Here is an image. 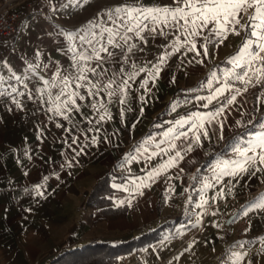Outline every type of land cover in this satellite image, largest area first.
<instances>
[{"label":"crops","instance_id":"0c3cea01","mask_svg":"<svg viewBox=\"0 0 264 264\" xmlns=\"http://www.w3.org/2000/svg\"><path fill=\"white\" fill-rule=\"evenodd\" d=\"M53 4L59 7L53 10ZM66 5V0H34L32 6H19V13L26 14L30 8L36 18L20 21L16 35L0 42V77L5 79V87L12 85L25 91L23 85L9 79L15 73L25 80L29 89L35 88V79H28L26 62H37V49L42 53L39 57L41 62L47 63L49 58L53 62H60L58 56H62L63 52L56 49L63 46L53 41L58 36V29L50 22L58 21L61 16L55 12ZM248 15L251 13L245 14L241 27ZM244 35L241 30L240 35L228 34L218 43H208L207 56H196L193 52L184 54L185 50L181 49L168 59L155 85L149 82L147 87L150 91L146 92L140 86L144 77L137 78L127 105L121 106L115 102L113 114L109 109L116 116L111 130H106L103 123L97 132L100 142L97 154L100 153V156L90 158L86 151L75 157L72 153H66L63 158L58 157L54 150L52 156H42L39 150L29 153L28 149H40L41 144L38 143L37 147V141L27 139L25 133H36L42 128L31 125L32 129L28 123L27 126L23 124L17 132L20 138L17 156L11 155L12 150L0 156V264H48L60 253L92 241L122 242L162 224H170L166 229L172 225L179 226L166 235L175 237L181 224L197 223L199 208L196 207V190L205 172L200 165L206 154L219 149L245 124L248 126L256 122L257 112L264 104L254 97L263 98L262 90L251 87L226 108L220 117L225 123L223 140L219 139V127L214 123L209 129L210 139L204 140L202 137L203 147H194L191 153L185 154L178 167L161 174L155 182L149 181L147 186H139L140 181L167 157L156 156L149 160L147 153L143 157L135 153V146L150 136L156 140L162 139V133L170 127L168 121L190 111L207 112L220 106L214 102L208 108L199 107L204 102L195 97L208 95L201 84L210 78L212 72L219 77L231 67L227 61L237 54ZM201 43L203 41L198 38L197 50L203 53ZM39 72L47 77L44 71ZM20 99L24 104L23 110L15 108L14 113L33 118L43 114L46 116L43 111H36L35 103H28L31 100L27 96ZM185 100L188 102L184 103ZM0 101L10 99L0 97ZM176 102L179 103L173 111L171 105ZM7 106L2 107L6 109ZM121 107H126L123 116ZM83 111L87 112V109ZM12 112L7 111L8 115L13 116ZM75 117L80 115L76 114ZM238 120L242 122L240 127L236 126ZM31 138L34 140L33 136ZM84 148L89 151L88 146ZM132 154L137 158L126 161L125 158ZM100 179L105 180L104 190L90 200V192ZM133 181L136 183L133 184ZM37 186H40L42 196L37 194ZM170 254L163 255L167 257Z\"/></svg>","mask_w":264,"mask_h":264},{"label":"snow or ice","instance_id":"6c2138e0","mask_svg":"<svg viewBox=\"0 0 264 264\" xmlns=\"http://www.w3.org/2000/svg\"><path fill=\"white\" fill-rule=\"evenodd\" d=\"M52 7L55 10L59 6L53 4ZM249 12L251 15L246 17L241 27V20H245V14ZM241 30L245 34L242 45L237 54L227 61L231 67L219 77L216 72H212L210 78L201 84L208 95L195 97L204 102L199 107L208 108L214 102L220 106L207 112L190 111L168 121L170 127L162 133V139L156 140L150 136L135 146V153L141 157L147 153L149 160L156 156L167 157L140 181L139 186H147L149 181L155 182L161 174L178 167L185 154L191 153L194 147H203L202 137L204 140L210 139L209 129L214 123L219 127V139L223 140L225 123L220 117L226 108L248 92L249 88L264 83V0H171L170 4L152 6L145 5L142 0H123L102 7L88 21L87 27L67 32L57 30V35L68 42L66 47L56 49L68 57L67 65L53 62L51 58L47 63L41 62L39 57L42 53L37 49V62H26L28 79H35V88L29 89L20 75L12 73L9 79L23 85L25 91L12 85L5 87V79L0 77V97H8L11 104L23 110L24 104L20 98L27 96L37 105L36 111H43L48 121L68 133L62 142L68 148L77 145L80 151L72 150L79 155L87 145L78 144L79 137L74 133L79 131L83 135L87 131L99 132L100 128L96 126H102L112 119L108 105L116 102L126 106L137 77L143 74L140 86L146 92L150 91L147 87L149 82L155 85L163 66L172 55L184 49V54L193 52L196 56H207L208 43H218L226 39L228 34L240 35ZM159 37L169 42L158 45L162 51L149 59L147 53L150 43ZM198 38L203 41L200 45L203 53L197 50ZM38 70L44 71L47 78L40 75ZM178 103L171 105L173 111ZM85 108L87 112L83 111ZM125 110L126 107H121V116ZM9 111L12 109L9 108ZM76 114L80 115V120H75ZM60 121H66L72 127H65ZM81 122H87L90 127L79 129ZM236 126H242V122L236 121ZM244 127L245 131L229 141L225 151L217 155L215 162L210 165L211 175L204 177L202 186L196 190L200 201L196 207L205 209L201 214H206L209 205L207 190L221 183L225 177L235 180L248 175L250 171L254 175L264 170V118L252 123L251 131H248L246 124ZM43 136L44 129H38L37 139L42 140ZM90 143L97 144L98 138L91 137ZM136 158L132 154L125 159ZM36 192L43 195L40 186L36 187ZM217 195L223 198V191ZM212 200L214 202L216 197H212ZM249 209L264 210V196L250 204ZM247 214L245 211L244 215ZM243 259V255L237 252L229 257L230 264H241Z\"/></svg>","mask_w":264,"mask_h":264},{"label":"rangeland","instance_id":"374dc122","mask_svg":"<svg viewBox=\"0 0 264 264\" xmlns=\"http://www.w3.org/2000/svg\"><path fill=\"white\" fill-rule=\"evenodd\" d=\"M66 2L67 5L64 6V8L67 7L66 11H64L63 7L57 10L55 13L61 17L58 18L57 22H50V25H54L56 29H63L67 32L87 27L88 21L96 16L99 9L121 3L123 0H66ZM33 3L34 0H24L22 4L32 6ZM142 3L148 6L163 5L170 4L171 0H142ZM25 13L26 14L20 13V21L27 18H36V14H34L30 8ZM65 15H67V18H64L66 17ZM24 24L26 26V20L23 22V26ZM53 41L63 47H66L68 43L64 37L61 38V36L54 37ZM168 42L169 40L163 37H159L156 41L151 42L147 57L151 59V57L159 54L162 49L158 45H163ZM58 60H60L59 63L61 64L67 65L69 63L68 57L65 56L64 53L62 56H58ZM39 74L45 76L41 72H39ZM137 78H143V74ZM258 88L264 93L263 84L259 85ZM254 99L259 101L261 99L263 102L262 104H264V97L261 98L256 95ZM28 103L32 104L33 101H29ZM114 103L115 102H112L108 105V107L111 106L109 109L112 110V114ZM6 105L8 106L4 109L2 106ZM9 108L13 110V116L8 115L7 111ZM15 108L16 106L11 104L10 101H0V156L5 155L10 150H12L11 155L17 156L19 152L17 146L20 142L17 132L23 124L26 125L27 123V125H35V127L40 125L41 128L44 129L42 140L37 139L38 132L25 133L27 139L37 141V147L38 143L41 144L40 149L32 148L28 149L29 151L26 150L29 153L39 150L42 156H52L54 150L56 155L58 157L61 156V158L66 156V153H72L74 157L81 155V153L76 155V152L72 150L76 149V151H80L77 145H73V148L70 149L62 142V138L67 137L68 133H65L61 128H56L55 123L48 121L47 116H44V114L38 116V118L36 116L34 118L32 116H24L25 114L14 113ZM32 110L33 109L30 111ZM115 117V115H112V119L105 122L106 130H111V124L116 120ZM261 118H264V105L263 108L258 110L255 121H259ZM37 119L40 120V122H38ZM80 119L81 117H75V120ZM60 122L63 123L65 127H72V125L66 121ZM89 127L87 122H81L78 125L79 129H87ZM96 127L100 128V125ZM31 128L33 129L32 126ZM240 134L241 132L232 135L227 143ZM74 135L79 137L78 144L81 146H88L89 151H87L86 148L83 149V151L88 152L87 156L90 158L96 157L97 155L100 156V153L97 154V148L98 144L100 146V142L95 145L90 143L91 137H97V131H87L84 132L83 135L77 131ZM32 136L34 140H32ZM69 142L71 141L69 140ZM30 144L32 145L33 142H30ZM228 151L230 155V150ZM214 162L215 161L211 163ZM211 163L207 164L202 169V171L205 172L199 179L197 189L202 186L204 177L211 175ZM221 191H223L224 194L223 198L217 195ZM214 196L216 200L213 202L212 197ZM262 196H264V170L256 172L254 175L250 171L248 175L238 177L235 180L225 177L221 183L207 190L206 198L209 200V205L207 206L206 214H201L205 212V209H198L197 223L181 225L179 223L180 230H178L177 235L175 237H167V234L172 233L179 227L172 225L171 228L162 231L161 235L166 237H160L149 244L137 248L139 250L138 257L140 258L141 264H155L157 260H165L166 264H230L229 257L233 252L243 255L244 259L241 264H264V210L249 209V205ZM199 202L198 195L196 204ZM245 211H247V215H244ZM214 225H218V227ZM168 252H171V254L164 257L163 254ZM113 264H120L119 258H117L116 262Z\"/></svg>","mask_w":264,"mask_h":264},{"label":"trees","instance_id":"16d2710c","mask_svg":"<svg viewBox=\"0 0 264 264\" xmlns=\"http://www.w3.org/2000/svg\"><path fill=\"white\" fill-rule=\"evenodd\" d=\"M247 129L248 131H251V125H248ZM244 131L245 127L238 132L243 133ZM228 140L229 138L224 141V144L219 149L214 150L215 152L211 151L206 154L204 161L200 165L201 170L207 164L211 163L215 156H217L216 154L223 153L225 151ZM104 183V179H100L95 183L90 192V200L99 192H103L105 187ZM169 225L170 224L159 225L154 229L146 230L145 232L122 242L111 243L92 241L80 247L71 248L60 253L51 259L48 264H113L121 255L129 253L142 245L149 244L162 237V231Z\"/></svg>","mask_w":264,"mask_h":264},{"label":"built area","instance_id":"2783aa9c","mask_svg":"<svg viewBox=\"0 0 264 264\" xmlns=\"http://www.w3.org/2000/svg\"><path fill=\"white\" fill-rule=\"evenodd\" d=\"M24 0H0V42L11 39L19 30V6ZM139 250L134 249L119 257L120 264H140ZM36 264V262H34ZM155 264H166L165 260L155 261Z\"/></svg>","mask_w":264,"mask_h":264}]
</instances>
